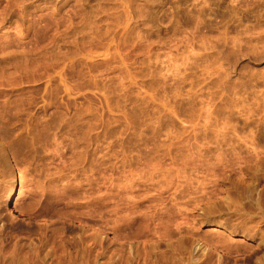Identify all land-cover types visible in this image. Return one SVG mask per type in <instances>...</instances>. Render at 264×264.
I'll return each mask as SVG.
<instances>
[{
	"label": "rangeland",
	"instance_id": "374dc122",
	"mask_svg": "<svg viewBox=\"0 0 264 264\" xmlns=\"http://www.w3.org/2000/svg\"><path fill=\"white\" fill-rule=\"evenodd\" d=\"M131 242L264 264V0H0V264Z\"/></svg>",
	"mask_w": 264,
	"mask_h": 264
},
{
	"label": "bare ground",
	"instance_id": "6f19581e",
	"mask_svg": "<svg viewBox=\"0 0 264 264\" xmlns=\"http://www.w3.org/2000/svg\"><path fill=\"white\" fill-rule=\"evenodd\" d=\"M34 193H35V192H34ZM159 211H160V210H159ZM149 212H150V211H149ZM143 213H144V212H143ZM143 213H142V214H143ZM159 213H160V212H159ZM150 214H151V213H150ZM150 214L147 213V214H146L147 216H146V215L144 216V214H143L142 216H144V217H141V216H140V218L143 220V223L146 221V219L148 220V218H149L148 215H150ZM151 215H152V214H151ZM134 216H135V215H134ZM154 216H155V213H154ZM157 216H159V215H157ZM161 216H162V215H161ZM155 217H156V216H155ZM133 218H134V217H133ZM138 218H139V217H138ZM138 218H137V219H138ZM152 218L154 219L153 216H152ZM152 218H151V219H152ZM156 218H157V217H156ZM158 218H159V217H158ZM135 219H136V217H135ZM135 219H134V221H135ZM141 219H140V220H141ZM151 219H150V222H151ZM153 219H152V220H153ZM153 221H154V220H153ZM136 222H137V221H136ZM147 223H148V222H147ZM144 224H145V223H144ZM145 225H146V224H145ZM147 225H150V223L147 224ZM148 227H149V226H148ZM179 228H180V227H179ZM152 229H153V228H152ZM164 230H165V229H164ZM164 230H158L157 232H158L159 235H160L161 233L164 232ZM166 230H167V229H166ZM166 230H165V231H166ZM170 230H171V229H170ZM154 231H155V230H154ZM154 231H153V232H154ZM162 231H163V232H162ZM157 232H156V233H157ZM154 234H155V233H154ZM165 234H166V233H165ZM157 235H158V234H157ZM161 236H162V235H161ZM157 237H158V236H157ZM156 241H157V240H156ZM151 242H154V241H151ZM57 243H58V242H57ZM129 243H130V242H129ZM156 243H157V242H156ZM144 244H145V243H144ZM129 245H130V247H129V251L132 252V254H134V257H132L131 259H130L129 257H126V259H127V258L130 259V260H127V261H130V264H135L134 262L137 260V259H136L137 256H138V258H139V253L136 252L138 249H135L136 246H135V245H132V242H131V244H129ZM144 247H145V246H144ZM146 247H147V246H146ZM147 249H148V248H147ZM152 249H153V247H152ZM154 249H155V248H154ZM142 250H143V249H142ZM151 251H152V250H151ZM151 251H149V252H151ZM143 253H144V250H143ZM157 253H158V252H157ZM157 253H156V254H157ZM140 254L142 255V253H140ZM145 254H147V251H146V253H144V255H145ZM144 257H145V256H144ZM146 257H149V258H150L149 255H146ZM146 257H145V259H146ZM156 257H157V256H156ZM140 258H141V257H140ZM142 258H143V255H142ZM152 259H153V258H152ZM147 260H148V259H147ZM124 261L126 262V260H124ZM139 261H140V260H138V262H139ZM144 261H145V260H144ZM148 261H149V260H148ZM125 262H124V264H125ZM127 263H128V262H127ZM147 263L149 264V262H147ZM147 263L144 262V264H147ZM137 264H138V263H137ZM140 264H141V263H140Z\"/></svg>",
	"mask_w": 264,
	"mask_h": 264
}]
</instances>
